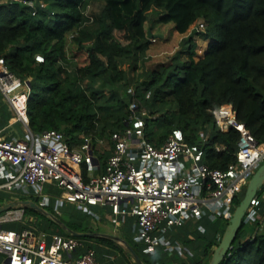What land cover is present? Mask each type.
<instances>
[{"label": "trees", "instance_id": "obj_1", "mask_svg": "<svg viewBox=\"0 0 264 264\" xmlns=\"http://www.w3.org/2000/svg\"><path fill=\"white\" fill-rule=\"evenodd\" d=\"M42 1L46 7L37 5L35 14L21 3L0 5V58L5 59L11 72L30 83L28 128L35 137L55 129L63 132L68 141L76 142L84 133L104 136L126 127L130 98L126 105L121 98L114 100L113 104L123 109L119 120L106 132L98 130L96 122L98 112L104 109L101 102L98 106L95 103L100 93L89 92L99 82L102 90L113 88L122 74L118 63H123L125 56L135 61L137 53L148 48L150 38L145 24L154 13L156 20L150 23L151 30L158 21L172 23L177 33L184 34L201 20L207 27L204 39L209 42L203 56L196 60L192 44L196 34L191 35L186 59L147 74L142 85L135 87L140 107L148 112L146 138L160 146L172 130L179 129L187 143L202 145L205 164L225 170L236 161L240 133L233 128L219 129L217 117L222 108L220 115L235 114L237 122L257 141L264 142V0H133L130 11L129 2L124 4L129 11L125 21L118 15L115 1L107 0L102 14L104 25L94 38L78 31L85 0ZM37 54L44 57V63H36ZM144 92L152 93L149 100ZM151 132L154 136H148ZM244 193L245 190L235 199L236 205ZM21 199L38 202L34 197ZM5 200L0 193V204ZM45 208L73 231H84L52 208ZM25 213L42 220L40 231L69 236L45 216L31 209H25ZM199 224L204 233L193 231L191 238L185 237L189 249L196 251L195 258L188 263L183 259L167 261L159 247L156 259L160 264L209 262L228 221L213 222L204 216ZM245 227L243 219L220 264H264V230L246 238ZM128 242L149 264L142 248L130 239Z\"/></svg>", "mask_w": 264, "mask_h": 264}, {"label": "built area", "instance_id": "obj_2", "mask_svg": "<svg viewBox=\"0 0 264 264\" xmlns=\"http://www.w3.org/2000/svg\"><path fill=\"white\" fill-rule=\"evenodd\" d=\"M14 3H21L36 13L34 0H0V5ZM199 27L204 28L202 23ZM35 61L40 64L45 59L37 54ZM27 83L11 72L5 59L0 58V93L15 114L14 122L22 123L31 136L28 141L0 134V173L4 167L18 170L14 178L0 185V189L11 190L17 183L41 187L53 182L67 202L107 205L113 215L129 213L135 218V239L152 252L167 244L166 235L185 221L200 220L204 216L211 221H229L237 206L235 199L264 163V142L257 141L242 123L237 122L233 113L217 117L221 131L233 128L240 133L236 161L225 170L205 164L202 145L187 143L179 129L172 130L164 143L156 146L143 137L148 112L140 107L135 91L130 89L126 127L109 134L112 150L103 173L85 181L74 167L89 159L95 143L102 144V139L84 133L78 148H73L65 134L55 129L33 136L28 128L30 87ZM183 159L190 164L186 165ZM128 203L131 204L129 210ZM260 204L257 194L250 201L244 222L245 225L259 222L246 238L264 230V217L257 216ZM22 218V209L0 215V255L5 256L4 264H98L93 249L74 260L61 256L63 250L81 245L76 238L52 234L48 242V234L40 230L15 231L2 227Z\"/></svg>", "mask_w": 264, "mask_h": 264}, {"label": "crops", "instance_id": "obj_3", "mask_svg": "<svg viewBox=\"0 0 264 264\" xmlns=\"http://www.w3.org/2000/svg\"><path fill=\"white\" fill-rule=\"evenodd\" d=\"M155 35H157L156 37L159 38L161 41H167L171 39L178 40L180 37L183 36V34H179L176 31H174V33L171 34L169 38L166 36V34L161 33L160 31H156ZM206 47L207 45L200 50V52H202V55L199 58H201L205 53ZM6 109H9V111L12 112L6 98L0 93V134L6 138L19 137L31 141L29 131L22 132L19 129H13V126L18 122H14V115H7L8 110ZM96 137L102 139L103 143H95V147L92 152V158L86 159L80 166H77L81 167L84 170L85 175L82 176L86 181H88L93 176L100 175L103 173L106 159L112 150V143L109 140V134ZM81 139L82 135L79 137L78 141H69V144L73 148H78ZM36 146L39 147V143H36ZM17 173V169L4 167L3 171L0 173V185L10 181L17 175ZM14 188H16V190L20 192L21 195H23L24 197L36 198L38 200L37 203H39L43 207L52 208L55 213H57L59 216L64 217L67 221H69V223L73 222L75 225H78L82 229H84V231L80 232L96 234V236L86 237H73L70 234L68 237L63 236L65 238H83V240L78 239L81 242L80 246L70 247L61 252V256L64 259L74 260L81 254L86 252L88 249H93L95 251V257L98 264H137L133 259L129 249L125 245L128 244L132 248V246L128 242L130 239L135 245L142 248V252L144 255L147 256L149 264H160V260L156 259V248L155 251L152 252L135 239V218L129 213L113 215L111 208L107 205L86 206L67 202L62 198L59 188L53 182H48L42 185L41 187H28L23 185L22 183H17L11 188V190H13ZM3 190L0 189V193L4 195V199H6L5 202L11 199H21V197L18 195H7V193L2 192ZM260 195L261 204L257 211V216H259V218H262L264 217V189L260 191ZM130 207L131 204L128 203L126 206L127 210H129ZM22 210V220L6 223L2 227L4 229H10L15 231L40 230L39 226L41 225L42 220H38L37 217L34 215L25 213V209ZM132 219L133 221L131 223L130 221ZM199 221L200 220L185 221L183 225L173 228L171 230L172 233L169 232L167 234L169 235V238L166 235L167 244L159 247H162L163 251L168 253L169 251L167 249H169V247L171 248L170 252H172V250L174 249L173 253L168 254V258L172 256L174 260H177L180 259L179 257H181L182 255L185 256L186 251L189 252V250H192L189 249L188 242H186L185 244V237L191 238V232L193 231L204 233V228L201 224H199ZM257 222H259V220H257ZM257 222L249 223L247 224V226H249V228H251V230L253 229L254 231L257 226ZM127 223L130 224L129 227L127 226ZM250 233L251 232H247V237L251 235ZM99 234L113 235L117 237L118 240L98 236ZM51 235L52 234H48V242H50L51 240ZM193 253L195 254L196 251H194ZM4 261L5 256L0 255V264H4Z\"/></svg>", "mask_w": 264, "mask_h": 264}, {"label": "rangeland", "instance_id": "obj_4", "mask_svg": "<svg viewBox=\"0 0 264 264\" xmlns=\"http://www.w3.org/2000/svg\"><path fill=\"white\" fill-rule=\"evenodd\" d=\"M37 2V5L41 8L44 9L46 7V3L43 2L42 0H34ZM107 0H85L82 5H81V10H82V21L79 24L78 31L84 33L85 35L94 38L95 33L97 30L103 27L104 21L102 20V14L104 7L106 5ZM118 6V15L121 17V20L125 21L126 16L129 15V11L134 8V1L133 0H113ZM129 2L130 8L129 11H127L124 8V4ZM6 5V4H5ZM10 5V4H9ZM156 15L154 13L149 15L148 22L145 24V28L148 29L151 27L150 23L156 20ZM203 21H198L196 24L191 25L188 30L183 34L182 37H180L178 40L177 39H171V40H165L161 41L159 38L156 36L154 37H149L150 45L148 48H146L143 52L139 51L137 53V60L135 61L128 56L124 57L123 63L119 62L118 63V70L122 71V74L120 78L117 80V82L113 85V88H105L102 90L100 88V83L99 82L95 87H93V90H91L89 93H92V91H98L101 96L100 99L95 100L97 106L100 104L104 106L103 110H100L97 115V128L98 130L100 129H106V132H109L112 128V125L119 120L120 114L119 111L123 109L121 105H114V100L115 99H120L121 102H123L125 105L127 102H129V90L133 89L135 91V87H138V85H142L143 79L147 76V74L156 72V71H162L164 68L168 67L174 61H179V60H184L187 57V50L189 48L188 41L191 37V35L196 34V39L192 41L193 44V49L196 51L195 59H198L201 55L202 52L200 50L205 47L209 40L204 39V32H206V23L203 22V26L206 29H201L199 27V24ZM151 29V28H150ZM152 33H156V31H160L161 33L166 34V36L169 38L171 34L174 33L175 28L172 23L168 24H163V23H158L156 21L154 27L152 28ZM69 70L72 69L68 65ZM123 69V70H121ZM143 90V88H142ZM136 94V91H135ZM145 94V99H150L151 97V92H144ZM99 96V97H100ZM8 110V116L15 115L14 112ZM222 111V108L220 109ZM220 114V111L218 112V115ZM150 129L152 126V123L149 125ZM13 129H19L22 132L27 131L25 127L23 126L22 123L18 122L13 126ZM143 137L146 138L147 135L145 134V130L143 129ZM154 136V134L151 132L148 134V136ZM183 162H185L186 165H189L190 162L187 159H183ZM74 167V166H73ZM77 168V171L80 172L82 175H85L84 170L81 167H74ZM246 188H244L245 190ZM2 192L7 193V195H18L20 197H24L21 195L20 192L14 188L13 190H3ZM259 196H261L259 194ZM67 222V221H66ZM247 227V228H246ZM246 231L250 234L253 233V229L249 228L246 224ZM198 229V228H197ZM188 242V241H187ZM186 243V241H185ZM189 243V242H188ZM183 244V243H182ZM174 247V246H173ZM178 247V246H177ZM183 247V246H182ZM180 249V248H179ZM168 252L165 253V257L167 261H170L172 256L168 258V254L173 253L170 252V249H167ZM194 250H189L186 251L185 256L179 257L180 259H184L185 262H190L195 258V255L193 253ZM180 253V252H179ZM178 253V254H179ZM182 253V252H181ZM175 254V253H174ZM183 254V253H182ZM180 255V254H179ZM2 261V260H1Z\"/></svg>", "mask_w": 264, "mask_h": 264}, {"label": "water", "instance_id": "obj_5", "mask_svg": "<svg viewBox=\"0 0 264 264\" xmlns=\"http://www.w3.org/2000/svg\"><path fill=\"white\" fill-rule=\"evenodd\" d=\"M149 37L157 36L152 33L151 29H148ZM30 86V83H27ZM135 137V135H134ZM92 158V152L90 153V159ZM264 187V163L260 165L250 181L248 182L245 193L241 201L235 207L231 218L228 221V225L223 232L220 242L214 248L213 254L207 264H220L226 257L228 251L231 249V246L237 236V233L242 225L243 219L246 215V212L249 208L250 201L253 199ZM17 209H31L46 218L53 221L59 228L68 232L73 237H86V236H96L95 233H85V232H76L70 229L58 216L48 211L45 207L31 199H11L9 201L3 202L0 204V215ZM105 238L118 240L117 237L109 234H99ZM129 249L133 259L137 264H145L142 259L137 255V253L128 245L125 244Z\"/></svg>", "mask_w": 264, "mask_h": 264}]
</instances>
